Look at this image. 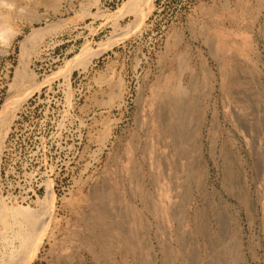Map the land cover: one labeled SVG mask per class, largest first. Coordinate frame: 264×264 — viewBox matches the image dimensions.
<instances>
[{"label": "rangeland", "instance_id": "1", "mask_svg": "<svg viewBox=\"0 0 264 264\" xmlns=\"http://www.w3.org/2000/svg\"><path fill=\"white\" fill-rule=\"evenodd\" d=\"M141 1L0 8V264H264V0Z\"/></svg>", "mask_w": 264, "mask_h": 264}, {"label": "bare ground", "instance_id": "2", "mask_svg": "<svg viewBox=\"0 0 264 264\" xmlns=\"http://www.w3.org/2000/svg\"><path fill=\"white\" fill-rule=\"evenodd\" d=\"M141 0H137V3H139ZM145 2H148L149 0H144ZM142 2V1H141ZM142 4V3H141ZM136 5V4H135ZM140 5V4H139ZM5 14V13H4ZM3 16V15H2ZM4 17V16H3ZM5 18V17H4ZM1 20V19H0ZM4 22V21H3ZM1 21H0V29H3V27L2 26H4V27H6L5 25H2L1 26ZM32 36V35H31ZM35 36H37V31H35L34 32V34H33V39H34V37ZM31 38V37H30ZM32 40V39H31ZM212 47V46H211ZM20 66V65H19ZM19 76V75H18ZM39 84H41L40 82H39ZM38 84V85H39ZM167 84V83H166ZM32 86V85H31ZM161 88V87H160ZM159 88V89H160ZM166 87H164V97H166V98H170V99H173V100H176L175 102H177V100L182 96V88L180 89L179 87H171V85H170V87H168V88H166ZM162 89H163V87H162ZM161 89V90H162ZM159 92H161V91H159ZM158 92V93H159ZM183 93H185V92H183ZM182 98H184V97H182ZM186 100V99H185ZM181 101H183V100H181ZM179 104V103H178ZM181 104V103H180ZM186 104V103H185ZM176 106H177V104H176ZM181 106V105H180ZM173 113V112H172ZM13 115V114H12ZM177 115V114H176ZM175 116V115H174ZM11 118V117H10ZM174 118V117H173ZM3 120V119H2ZM173 120V119H172ZM174 125V124H173ZM177 128V127H176ZM1 140V139H0ZM187 150V149H186ZM158 174V173H157ZM134 176V175H133ZM102 200H103V198H101ZM2 206H4V205H2ZM5 207V206H4ZM0 208H3V207H0ZM5 208H7V207H5ZM5 208H3V210L5 209ZM7 210H9V208L7 209ZM101 210V209H100ZM99 210V211H100ZM107 210V209H106ZM1 211H2V209H1ZM10 212V211H9ZM100 212H102V211H100ZM176 212V211H175ZM1 213V212H0ZM5 213H8V212H6V210H5ZM4 213V214H5ZM11 213L12 214H14V215H16V216H19V217H21V220H22V218H25V216H26V214H27V211L26 210H23V209H13V208H11ZM103 214V213H102ZM8 216V215H7ZM14 217V216H13ZM18 219V218H17ZM20 220V219H19ZM25 220H27L29 223H35V222H39V220H36V219H34V218H25ZM24 220V221H25ZM1 221V220H0ZM18 221V220H17ZM44 221V220H43ZM41 223H42V221H41ZM36 224V223H35ZM33 225V224H32ZM33 226H35V225H33ZM8 227V226H7ZM32 228V227H31ZM34 228V227H33ZM24 229V228H23ZM33 230V229H32ZM31 230V231H32ZM27 232V231H26ZM34 232H35V230H34ZM15 235V234H14ZM35 235V234H34ZM30 236V235H29ZM121 240V239H120ZM129 240H126V243L128 242ZM125 242V241H124ZM131 242V241H130ZM11 245V244H10ZM35 246V245H34ZM37 247V246H36ZM33 250V249H32ZM34 254V253H33ZM4 262V261H3ZM8 264H10L9 262H8Z\"/></svg>", "mask_w": 264, "mask_h": 264}, {"label": "clouds", "instance_id": "3", "mask_svg": "<svg viewBox=\"0 0 264 264\" xmlns=\"http://www.w3.org/2000/svg\"><path fill=\"white\" fill-rule=\"evenodd\" d=\"M0 8H6L11 10L14 8V5L9 3L8 0H0ZM20 11L23 12V9H20ZM11 31H12L11 28L0 29V40H2V38Z\"/></svg>", "mask_w": 264, "mask_h": 264}, {"label": "built area", "instance_id": "4", "mask_svg": "<svg viewBox=\"0 0 264 264\" xmlns=\"http://www.w3.org/2000/svg\"><path fill=\"white\" fill-rule=\"evenodd\" d=\"M123 0H115V4H117L118 2H122Z\"/></svg>", "mask_w": 264, "mask_h": 264}]
</instances>
